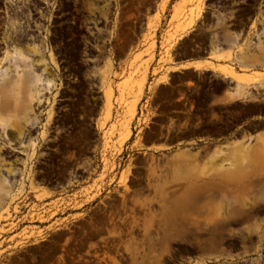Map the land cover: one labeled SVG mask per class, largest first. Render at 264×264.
Listing matches in <instances>:
<instances>
[{"label":"rangeland","instance_id":"obj_1","mask_svg":"<svg viewBox=\"0 0 264 264\" xmlns=\"http://www.w3.org/2000/svg\"><path fill=\"white\" fill-rule=\"evenodd\" d=\"M203 9V0H14L10 20L0 14L2 100L11 105L0 112V264H82L67 261L58 243L104 204L122 214L109 218L108 243L124 231L106 264H264V195H242L245 213L227 223L221 190L247 182L222 175L240 160L264 158L256 138L240 142L247 151L218 152L221 166L209 167L201 152L149 153L150 129L133 132L134 123H150L146 91L169 80ZM215 48L211 57L227 64L209 66L235 80V97L259 98L264 73L244 62L249 45ZM62 105L69 118L57 125ZM83 169L88 177L75 181ZM208 182L225 185L216 197L202 195ZM183 195L188 204L177 201Z\"/></svg>","mask_w":264,"mask_h":264},{"label":"flooded vegetation","instance_id":"obj_2","mask_svg":"<svg viewBox=\"0 0 264 264\" xmlns=\"http://www.w3.org/2000/svg\"><path fill=\"white\" fill-rule=\"evenodd\" d=\"M203 3L202 14L192 29L197 38H192L195 41L187 43V48L182 54L210 55L213 52L212 46H216L215 51L219 52L230 50L232 44L246 42L249 48L244 51V54H263L264 68V0H203ZM259 41H261L260 49L256 47ZM5 45L7 43L0 40V47ZM228 78L223 80L210 74L179 83L178 85L181 86L180 95L168 101L169 109L164 114L166 124L165 127L156 131L157 137L183 141L189 137V139L198 140L203 144L190 145L188 149L201 153L213 148L215 145L212 143L214 142L243 140L249 135L255 138V133L264 128V77L263 91L260 92L259 98L250 100L235 97L236 104H240L241 110L227 115H219L215 112L208 121L200 120L193 125L189 124V127L184 126L180 129L170 130L168 128L181 121L185 122L188 118L198 117L199 111L202 109L199 95L203 89L211 93L225 90L236 91L235 80L229 76ZM186 87L189 89H185ZM60 100L65 101L69 98H60ZM59 108L60 112L56 117L57 125L64 123L69 118L64 113L68 107L62 105ZM238 118L241 121L235 122ZM71 125L68 123V126ZM208 126L217 129L214 135L208 132L206 128ZM73 169H68L67 173L72 174ZM87 172L86 169H83L79 173H73L74 180L87 178ZM104 205L105 207L91 210V213L84 219L86 223L73 224L69 229L70 234L64 236V239L58 243L60 250H66L67 261L82 264H106L107 260L104 259V256L108 253V248H118L122 245L123 228H121L120 234H116L119 239L110 243L107 240L110 230L108 227L109 218L121 221L122 214L111 215V211L106 207V204ZM67 238L70 239L71 244L64 248Z\"/></svg>","mask_w":264,"mask_h":264},{"label":"crops","instance_id":"obj_3","mask_svg":"<svg viewBox=\"0 0 264 264\" xmlns=\"http://www.w3.org/2000/svg\"><path fill=\"white\" fill-rule=\"evenodd\" d=\"M224 51H219L218 53H222ZM243 56L245 60L244 62L253 66L250 71L264 72L263 54L257 55L253 53H245ZM121 59L122 61L124 60L123 54ZM210 62L217 66L227 64V62L223 60L212 58L211 55L185 54L181 56V58L169 64V67H171V69L168 71L169 80L160 81L153 86V89L151 91H146V93H148L147 97H149L151 108V121L148 126L139 125L138 127H136V124H133V132H136L138 129L146 130L147 128H149L152 132L144 147L146 151H148L149 153L190 151V149H188L190 145L203 144V142L189 139V137L184 141L179 139H159L156 135V131L165 127L166 123L165 120L162 121V118L169 109L168 101H171L172 99L180 95L179 92L181 91V86L178 85L179 83L197 79L198 76L204 77L205 75L210 74L215 76L216 78H221L223 80L229 79L228 76H222L218 70L211 68L209 66ZM235 69L240 71V69L237 68L236 64ZM185 89L188 90L189 87H186ZM235 94L236 91L230 90H225L223 92L215 91L211 93L203 89V91L199 95L201 97L200 101L202 109L199 111L198 117L193 119L188 118L185 122L181 121L176 125L169 126L168 128L170 130L180 129L184 126L189 127L190 125H193L200 120L208 121L211 119L212 114L215 112H217L219 115H227L232 112H236L237 110H241V108H238L236 106ZM206 128L212 135H214V132L217 130L212 126H208ZM255 138L257 140L259 138H263V142H255V139L252 144L253 148H257L260 151L263 150L264 152V128L259 129L255 133ZM241 141L242 140L214 142L212 143V145H215L213 148H209L207 149V151L201 153L199 162L209 167H220V162L222 160L214 159L213 157L220 151L227 152L236 150L234 148L235 146H239V150L247 151L249 149V147H246L247 142L240 143ZM249 161V163H244L243 160H240V163L235 164V166H239L242 169L237 167V169L235 168L233 171H228L222 174L233 175L238 173L246 178L247 182L243 184L241 181H237L226 185L223 183L215 184L214 182H208L205 186H203L202 195L218 194L220 193V187H223L224 185L225 188L221 190L225 195H244L248 191H253L256 195H264V158L259 153H256L249 157ZM191 186V184L185 182L181 185L185 192H191L193 195H200V191L192 189ZM108 188L109 187L107 186V189Z\"/></svg>","mask_w":264,"mask_h":264},{"label":"bare ground","instance_id":"obj_4","mask_svg":"<svg viewBox=\"0 0 264 264\" xmlns=\"http://www.w3.org/2000/svg\"><path fill=\"white\" fill-rule=\"evenodd\" d=\"M5 70L6 69H4V70L3 69L2 70L0 69V77L3 76L2 74L5 72ZM227 72H230V71H227ZM5 87L6 86H5L4 81H1V79H0V112L1 111H4L5 112L6 110L9 109V107L11 109V105L7 104V102L5 100H2L3 99L2 97L5 96V91H4L5 90ZM224 196L228 199V201L230 202V206H231L230 207L231 210L228 212V215H227L228 217L226 218L227 219L226 220L227 223H230L231 221H235L239 215L245 213V211H243L242 208H240V203L238 202L239 199H240V197L242 195H224ZM211 197H216V195H211ZM177 201H179L180 204L181 203L182 204H188L190 202L189 195H183V197L181 198V200H177ZM213 223L216 225L217 224V221H214Z\"/></svg>","mask_w":264,"mask_h":264},{"label":"built area","instance_id":"obj_5","mask_svg":"<svg viewBox=\"0 0 264 264\" xmlns=\"http://www.w3.org/2000/svg\"><path fill=\"white\" fill-rule=\"evenodd\" d=\"M3 6L0 7V14L1 17L4 19L5 23L10 20V14L8 12V6H10L11 3H13L14 0H2Z\"/></svg>","mask_w":264,"mask_h":264}]
</instances>
